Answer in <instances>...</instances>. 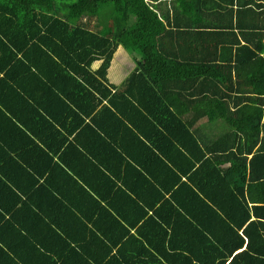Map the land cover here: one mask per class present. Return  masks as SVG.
<instances>
[{"label":"trees","instance_id":"16d2710c","mask_svg":"<svg viewBox=\"0 0 264 264\" xmlns=\"http://www.w3.org/2000/svg\"><path fill=\"white\" fill-rule=\"evenodd\" d=\"M13 1L21 7L0 2V125L11 126L16 118L31 129L30 116L10 106L15 97L18 106L28 105L29 98L20 88L38 87L40 95L34 98L46 112L53 110L43 101L60 100L58 92H70L78 109L66 118L51 114L57 122L65 118L64 133H53L51 127L50 134L43 130L39 135L47 136L44 146L38 143L34 148L36 160L46 161L37 172L48 175L46 190L40 186L34 191L40 181L36 177L27 190L29 197L21 199L22 207L35 213L28 217L27 210L16 209L17 215L5 221L0 214V264L103 263L83 256L80 263L70 262L63 252L58 254L59 263L48 252L56 246L55 236L63 239L61 230L67 233L75 227L83 233L86 220L109 218L107 208L91 192L80 195L85 187L79 180L80 166L73 161L90 159L88 149L79 147L84 135L98 138L100 150L107 146L105 161L115 156L122 161L129 155L138 164L162 163L165 178L175 174L177 180L164 185L170 197L156 198L161 205L152 214L140 212L133 222L130 215L128 220L119 215L134 226L142 222L140 232L165 223L155 233L163 234V243L169 240L170 245L163 251L152 242L158 253L146 248L149 259L143 264H264V228L254 237L255 221L240 184L247 157L237 146L238 141L259 137L264 127V0ZM24 10L31 17L20 21L19 12ZM120 45L137 59L122 89L108 77ZM97 60L102 64L94 69ZM24 109L29 111L28 106ZM80 110L86 114L84 121L89 116L92 121L78 129L80 123L73 122ZM203 118L217 128L226 123L231 129L210 137L200 131ZM108 119L112 132L105 127L106 120L111 126ZM16 135L21 141L28 137L25 131ZM226 161L231 166L225 169ZM67 176L79 183L73 186L74 196L62 190L61 180ZM99 178L105 180L104 175ZM2 201L0 197V205ZM16 206L11 202L9 210ZM15 219L44 227H39L44 236L36 238L31 230L24 234ZM119 232L121 242L126 232ZM41 238L50 245H42ZM121 244L113 254L114 247L108 246L104 258L110 260L105 264H140L132 256L140 251H129V240ZM49 257L57 261L49 263Z\"/></svg>","mask_w":264,"mask_h":264},{"label":"crops","instance_id":"0c3cea01","mask_svg":"<svg viewBox=\"0 0 264 264\" xmlns=\"http://www.w3.org/2000/svg\"><path fill=\"white\" fill-rule=\"evenodd\" d=\"M0 2L10 6L21 7L17 2L13 0H0ZM19 13L20 21L28 20L31 17V14L27 10H24V13ZM21 16H24V18L22 19ZM122 57H124V61H122ZM125 61H128L126 62V65L124 64ZM101 64L102 60H97L93 63V68L98 69ZM119 64L121 65V70L124 75L113 73V70L118 67ZM136 66L137 59L135 58V56L123 45H120L109 68L108 77L110 83L114 84L118 89H122L127 77L135 69ZM31 84L34 85V83ZM28 85V88L31 89V85ZM20 91L22 92L21 94L23 96L25 95L29 98V103L27 105L29 111L27 112L26 109H24L27 106L22 108V102L20 106L17 105L18 97H15V101H10V106H12V108L20 114L29 115L30 117H27L28 123L32 127L31 129H29V125L27 123L21 122L16 118H14L15 124L11 126H7L5 124L0 125V197L3 200V203L0 205V214L1 216L4 214L3 221L10 220V217H12L11 214H14V211L16 209L27 210L28 217L29 215L35 213L34 210H32L29 206L22 207L21 199L25 200L29 197L27 190L33 187V182L36 180V177L38 178L37 181L39 179L40 181L38 183L36 182L37 184L34 185V191L39 189L40 186H42V191L45 192L46 190L43 185L48 175L41 177L37 173L39 172V170H43V168H45L43 166H46V161L41 159L36 160L37 157L35 155L36 153L34 151V148H37L36 144L38 143L41 146H44V144H42V141L47 136L44 138H40L39 135H41L43 130L50 134L51 127L53 128V133H55V130L59 133H64L66 131L65 127L63 126L64 119L67 116H72V114H74L78 109L75 101L69 98L71 95L69 94L70 92L66 95L62 94L64 92H58L61 97L60 100H64L61 102H59L60 100L56 99L54 101L44 100L43 103L47 106V109L50 108L51 110H53L52 112H46L42 108L38 100H35L34 98L35 94H37V97L38 95H40L38 87L37 90L35 87L34 89H31L29 91L20 88ZM105 103H107L106 100ZM66 105L67 107L64 108V106ZM21 109L24 111H21ZM44 114L47 117L46 121H44ZM51 114H57L59 118H61L62 116H64L65 118H63L61 122H57L53 119V116ZM80 115L82 116L81 118ZM80 115H76L77 119L73 122V125H77L78 123H80L78 129H80L81 126H84V124H86L87 122L92 121V118L90 116V118L88 117L84 121V117L86 116V114L81 110ZM71 120L72 119H68L67 123L70 124ZM106 122L107 120L104 121L106 129L112 132V130L114 129L112 128V121H110L111 126H108ZM198 125L200 127L201 133L210 137H215L218 134L224 135L231 129L228 125H226V123H223L220 128H217L214 124H209L207 118H203ZM12 130H15L16 133L18 132V134L21 131H25L28 137L24 139L25 141L23 139L21 141V139L16 135V133H13ZM254 133L257 134V132ZM74 136L75 134L71 135L70 138L73 139ZM253 138H255L257 142H255ZM253 138L249 142L238 141L237 146L238 149L244 151L243 155L247 157V168L245 176L243 177L242 181H240V184L244 186V197L249 203L251 220L255 221L253 227V235L254 237H256L259 231L264 228V127H262L260 136H255ZM118 139L120 140L121 137ZM27 141H29V143H25ZM81 142L82 144H80L79 147H84L85 150L88 149L86 151L88 152L90 159H87L86 157H82L79 159L78 157L73 161L76 162L74 164L77 167L80 166L79 171L82 173V176H79L80 183H82L84 187L88 189L86 190L85 188H83L82 192H80V195L92 193L91 195H94L96 200L101 201L102 206H105V208H107L108 211L105 212L109 215V218L108 220L103 217L95 218L94 221L86 220L88 228L84 230L83 233L82 230L80 231L75 227L68 229L67 233L61 230L62 237L66 241H63V239L59 241L58 237L53 235L55 236L56 246L52 247L51 250L49 249L50 251L48 252H52L51 257L55 256L59 263H62V259L58 258V254L63 252L64 255L70 257V262L80 263L81 256H83V258L87 257L91 262L102 261V264H105V261L110 260L108 256L104 258L108 246L114 247L112 251L113 254L114 252L116 253L118 251V246H121L122 242L129 240V251H140H138L140 254L135 256L132 255L133 260L139 261L140 264L147 263L149 257L146 255V253L148 251L153 250L154 252L158 253V251L153 248L154 242L159 243L161 250L163 251H165L164 247L166 249V247L170 245L169 240H167L166 243H163V234L161 235V237L156 234H159V231L163 226H165V223L161 221L158 224H154L150 228L146 227L142 229V232H140L138 228L140 227L142 222H140L137 226H134L131 224V221L133 222L136 218H138L141 214L140 212L147 211L148 214H152L155 211L154 209L158 208L161 205V202H156V198H159V196L163 198L170 197L171 192L167 193L165 191L164 185L169 186L170 183L168 182H172L176 179V177L174 176L175 174L171 175L169 173L170 178H165L163 169L164 165L162 163H158L157 161L155 165L138 164L137 162H132V159H129V155H127L126 159L122 161L116 159V156L112 157L110 161H105V156L108 152L107 146L104 149L100 150L102 142L98 138L88 137V135H84L81 139ZM146 142L148 144L150 143L149 140H146ZM154 146V149H157L155 144ZM250 148H252V151H250ZM92 152L96 153L97 156L91 155ZM131 152L128 154H131ZM76 154H78L77 151ZM239 155L242 156L240 151ZM96 158H98L101 162ZM57 160L58 156L55 157L54 161ZM129 161H131L132 164H129ZM241 162L243 161L241 160L240 163ZM172 166L173 165H171V167ZM230 166V161H226L222 164V167L225 169L229 168ZM241 172L243 173V170H241ZM241 172L240 174H242ZM100 175H104L105 177V180H103V182H99ZM180 175L181 174L179 172V176ZM154 177L159 179L162 184L156 181ZM186 179L187 177L183 176V180ZM74 182L75 181L73 179H70L68 176L67 178H62L61 186L63 192L74 196L75 192L73 186L75 188H77L76 186H79V183ZM100 185L104 187L103 190H100ZM121 191L126 194L123 195V192L121 193ZM127 195H129V199H127ZM11 202H17V206L14 208V210H9ZM155 202L156 206L155 208H152L151 205ZM127 204H130L131 207L129 208ZM35 207L37 206L35 205ZM37 209L38 207L35 210ZM119 215H124L127 220L128 216L130 215V223L129 221L121 218ZM14 221L15 226L19 228V230H22L24 234H30V232L28 231L31 230L34 231L32 233L36 238L44 236L42 232H40V230L44 227L30 222L24 224L22 221L19 222L17 219H15ZM123 226H125L128 230ZM5 230H7V227L5 228ZM120 230H125L126 232V235L122 237L121 242L118 237L120 234ZM168 231L170 232L171 229L168 228ZM132 235H136L141 239V241L140 239L135 240L130 238L132 237ZM150 236L152 237V239L149 241ZM146 237L148 238L146 239ZM177 242L181 243V241ZM177 242L176 245H179L177 244ZM41 243L42 245H50L49 241H45V239L42 238ZM135 246L137 248H134ZM143 247H145V249H143ZM146 248L148 249V251H146ZM51 257H49V259H47L46 261H49V263L57 261L55 258L52 259ZM162 260H164V258H162Z\"/></svg>","mask_w":264,"mask_h":264},{"label":"rangeland","instance_id":"374dc122","mask_svg":"<svg viewBox=\"0 0 264 264\" xmlns=\"http://www.w3.org/2000/svg\"><path fill=\"white\" fill-rule=\"evenodd\" d=\"M63 1H64V3H69V0H63ZM21 12L24 13V11H21ZM62 14H64V13L62 12ZM21 18L23 19L24 16H21ZM122 58H123L122 61H124V57H122ZM126 62H128V61H125V62H124L125 65H126ZM111 72H112V68H111ZM113 73H114V74L117 73V74H120V75H124V73H123L122 70H121V65H120V64H119L118 67H116V68L113 70Z\"/></svg>","mask_w":264,"mask_h":264}]
</instances>
